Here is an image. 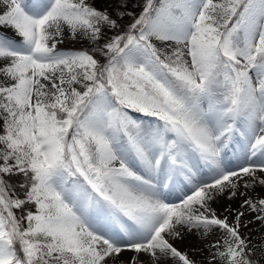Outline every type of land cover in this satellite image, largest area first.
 I'll use <instances>...</instances> for the list:
<instances>
[{"label": "rangeland", "instance_id": "1", "mask_svg": "<svg viewBox=\"0 0 264 264\" xmlns=\"http://www.w3.org/2000/svg\"><path fill=\"white\" fill-rule=\"evenodd\" d=\"M99 1L102 14L96 0H0V166L33 178L12 197L15 206L31 201L26 259H15L0 213V264H234L227 251L240 240L264 264V179L229 176L214 159L232 160L217 142L230 125L250 140L242 167L264 149V0H247L232 24L241 0H143V29L121 48L124 79L108 83L89 49L117 45L122 33L99 20L134 1ZM171 75L191 84L188 97ZM219 83L226 89L214 107ZM202 131L212 142L201 148ZM157 166L184 173L177 191L187 185L192 195L150 208L141 234L118 251Z\"/></svg>", "mask_w": 264, "mask_h": 264}, {"label": "trees", "instance_id": "2", "mask_svg": "<svg viewBox=\"0 0 264 264\" xmlns=\"http://www.w3.org/2000/svg\"><path fill=\"white\" fill-rule=\"evenodd\" d=\"M134 4L129 5L130 10L125 11L123 14L112 12L109 14L111 23H108L106 18L99 20L100 23H104V28L108 30H115L122 33L117 45L112 48L102 49H89L99 59L98 78L103 80L104 83L109 82V77L113 75L115 80H123V68L124 64L121 57V48L127 44V40L134 36L135 32H141L143 29L144 18L140 17L145 4L143 0H133ZM99 5V12L102 14V4L99 0H96ZM247 0H241L238 9L232 17V23H238L237 18L242 14L244 6ZM99 17V16H96ZM108 23V24H107ZM259 59H263L264 51L258 55ZM171 82L177 88L184 97H188L191 84L182 79H178L171 75ZM224 87L220 85H213L211 96L213 99V105H222V94L225 93ZM216 91V94H215ZM219 92V94H218ZM60 115L65 112L59 110ZM148 126L147 124L145 125ZM32 171L20 170L5 172L0 166V213L2 214L7 227L11 234V244L15 250L16 260H25V238L23 235V227L25 222V216L27 214V208L31 201H25L21 206H15L12 204V197L17 195L18 197L25 196L27 190L30 187L32 180ZM234 250L227 251V255L231 258L234 264H257L255 255L257 253L254 250L255 246L248 245L244 240H240L236 243Z\"/></svg>", "mask_w": 264, "mask_h": 264}, {"label": "bare ground", "instance_id": "3", "mask_svg": "<svg viewBox=\"0 0 264 264\" xmlns=\"http://www.w3.org/2000/svg\"><path fill=\"white\" fill-rule=\"evenodd\" d=\"M165 40L168 43H173L170 37H166ZM177 58H179V60H181V61L183 60V56L180 55L179 53H177ZM208 132L211 133L210 131H202L200 134V136L202 138H200V137L198 138L199 140H203V143L200 145L201 148L205 144H207L206 146H210V143L212 142V140H210V138H208ZM242 138H244V137H242L241 134L239 135V133L237 131H235L234 125H230L229 129H224L223 132L219 133V136L217 137V142L220 145L222 144L221 149L223 150V152L226 153V156H231L232 160L229 161V163H228L226 160L222 161V160H219V158L217 159L215 157L214 159L219 161L217 167L223 168L225 170L229 169L230 170L229 176H231L232 172H235L236 175L247 176V177L250 176L253 180H257V183L263 182L264 167L261 165H257V164H256V166H253L252 164L254 163L255 159L258 156L264 155V149L262 148V146H257L255 148L256 149L255 154L251 160L252 164L249 166L242 167L241 166V164H242V156H241L242 149H246V147L250 144V140L247 137H245L244 139H242ZM191 143L195 144L194 141H191ZM254 145H255V143L252 146H254ZM234 155H236V158H233ZM185 156L189 158V161L191 159L194 160V158H197V155L193 156L192 152H188V151H186ZM163 160L165 163L166 162L165 158ZM206 166H207V161L204 162V160H203V172H204L203 174L205 176L208 175V171H207ZM164 168L161 166L160 167H158V166L154 167V171L156 173V176L161 177L162 180L165 179V182H172V179H170V176H169V178H167L168 175L167 176H161L164 174H162L160 171L164 170ZM153 176H154L153 174L150 175L149 179L153 178ZM195 179H197V177H195ZM226 180H227V177H221L219 180H217L215 183H213L211 185V187H213V189L221 188L223 186V184L226 182ZM181 181L182 180H180V179H176L175 182L173 181L171 183V186L177 185V184H179L178 182H181ZM158 182H160V180ZM155 184H158V183L155 182V179H154L152 188H150V186H149L150 189L147 187L148 188L147 193L142 197V198H144V201H143L144 208L140 209L137 207L135 209V211L131 215H129V219L126 217L127 219L123 223V225H125L128 228V230L130 229V232L124 233L125 239L123 240L122 243H124L125 245L122 247H119L118 251H120L121 249L127 250L130 247L129 246L130 244L128 245L126 242V241H128L127 239L128 238L131 239L134 237V240H130L131 243H134L136 236L141 234V232L143 231L142 230L143 228H141V230H139V229H140V227L144 226L143 225L144 223L148 222V220H149L148 213L150 214V212H148V211L150 210V208H152V210H154L156 207L162 208L163 205H165L171 201L182 200L188 194H189V197L192 195V192H190L191 189L189 190V188H188L189 186H186V188H184L180 191H166L163 193L160 192L161 195H158L157 197H153V191L155 189V187H154ZM134 186H135V184H134L133 180L127 181L123 184V188L126 187L127 192H130V190ZM146 186H147V183H145V184L143 183L142 185L139 186L140 189H138V191H137V204H138V198H139L140 193H141L140 190L142 188H145ZM260 186H262V185H260ZM206 190H210V189L208 188ZM188 191H189V193L185 194ZM185 202H187V201L183 200L180 205H182ZM116 210L117 209H115V211ZM106 216H107V214L104 215V217H106ZM124 216H122L123 219H124ZM110 217H111V215H110ZM122 218H121V220H122ZM121 220H120V222H121ZM136 222L140 223L141 226L139 225L138 228H136V229L132 228L134 225H136L135 224ZM97 225L100 226V224H97ZM117 226H118V224H117ZM121 231H122V229H121ZM103 232H105V231L103 230ZM125 250H123V251H125ZM123 251H122V253H123ZM115 253H116V251H115ZM151 261L152 260L150 259L149 262H151Z\"/></svg>", "mask_w": 264, "mask_h": 264}]
</instances>
